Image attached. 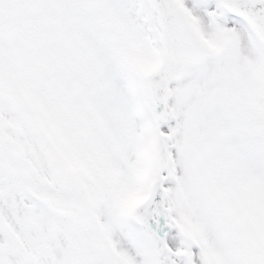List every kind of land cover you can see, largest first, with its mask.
<instances>
[{
	"label": "snow or ice",
	"instance_id": "1",
	"mask_svg": "<svg viewBox=\"0 0 264 264\" xmlns=\"http://www.w3.org/2000/svg\"><path fill=\"white\" fill-rule=\"evenodd\" d=\"M0 264H264V0H0Z\"/></svg>",
	"mask_w": 264,
	"mask_h": 264
}]
</instances>
